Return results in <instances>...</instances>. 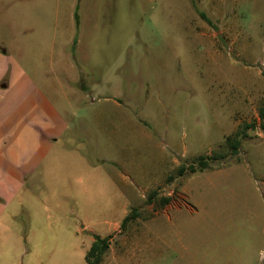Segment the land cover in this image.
<instances>
[{
  "label": "rangeland",
  "instance_id": "rangeland-1",
  "mask_svg": "<svg viewBox=\"0 0 264 264\" xmlns=\"http://www.w3.org/2000/svg\"><path fill=\"white\" fill-rule=\"evenodd\" d=\"M0 37L5 48L20 50L38 81L59 91L50 94L68 126L43 179L71 188L91 183L95 165L116 166L126 177L134 217L111 232L101 264H188L193 202L180 188L169 196L159 183L164 168L174 167L173 177L180 178V167L196 165L201 156L211 167L184 174L188 196L209 188L215 197L218 178L209 169H223L227 180L242 184L241 228L255 227L246 222L257 214L264 232L258 114L264 105V0H0ZM110 95L119 96L121 107L108 101ZM236 131L245 137L234 152L226 139ZM48 191L47 199L30 204L51 207L49 229L56 228V216L69 224L80 214L83 226L89 222L105 234L123 215L117 189L83 200L62 198L59 188ZM163 198L174 206L167 212ZM30 204L21 218L25 225L41 214ZM91 239L85 229L64 264H88ZM61 240L71 246L75 239L68 234ZM26 251L21 261L29 264L30 246Z\"/></svg>",
  "mask_w": 264,
  "mask_h": 264
},
{
  "label": "crops",
  "instance_id": "crops-1",
  "mask_svg": "<svg viewBox=\"0 0 264 264\" xmlns=\"http://www.w3.org/2000/svg\"><path fill=\"white\" fill-rule=\"evenodd\" d=\"M38 73L29 72L21 61L20 50L16 46H13V50L5 48L0 37V264H25L21 258L27 254L26 245L30 246L32 252L27 263L64 264L68 252L76 249L78 238L81 237L82 241L85 229L92 237L91 246L95 235L106 237L121 231L123 220L130 213V209H127L131 204L130 187L116 166H92V182L81 180L74 183L73 189L62 182L43 179L42 170L48 171L49 161L57 155L54 152L58 146L56 142L61 140L68 122L50 94L59 92L58 89L52 83L38 81ZM118 97L110 95L107 99L116 107H121ZM176 164L180 166L179 162ZM172 170L174 167L171 170L164 168L159 184L167 186L169 196L180 188V193L193 202L189 203L192 215L188 231L187 263L264 264L261 258L264 232L258 229V215L246 222L248 226L255 225L247 231L241 228L244 222L236 220V212L244 201L242 184L240 186L238 181L227 180L223 169L212 168L209 171L218 178V182L213 185L216 196H210L209 188H203L199 197L192 194L188 196L184 191L186 187H183L184 175L174 178ZM98 173H102L103 177L98 176ZM58 188L60 196L67 200H83L85 195L91 199L105 198L110 193L103 189H117L124 198L123 215L109 223L110 233L105 234L98 232L97 226L88 221L89 224L83 226L85 220L80 214L69 224L56 216V228L49 229L45 216L51 207H39L30 202L47 199L50 194L48 190ZM26 203L30 204L34 213L41 214L39 218L30 215L25 225L21 218ZM172 207L167 205L163 212ZM52 209L64 211L61 206H53ZM48 223L51 224L50 219ZM68 234L75 239L71 246L68 240H61L62 237L68 238ZM51 239L53 241L50 244Z\"/></svg>",
  "mask_w": 264,
  "mask_h": 264
},
{
  "label": "trees",
  "instance_id": "trees-1",
  "mask_svg": "<svg viewBox=\"0 0 264 264\" xmlns=\"http://www.w3.org/2000/svg\"><path fill=\"white\" fill-rule=\"evenodd\" d=\"M205 17V15L203 14ZM259 117L262 120L260 123V127L264 131V105L259 108ZM245 137V133L241 131H236L234 135L227 137L226 141L234 152H236L240 145L241 140ZM210 158H205L204 156L200 157L199 162L196 165H189L186 167H180L179 173L180 175H184L185 173H195L197 171H203L205 169L210 168ZM157 192H153L152 196H155ZM171 198H163L162 199V205H167L170 202ZM134 217V213H129L123 220L122 228L126 227V224L130 219ZM112 236H106L101 237L98 235H95V239L93 243L91 244L89 250L86 253V262L88 264H101L103 261V258L107 251L110 248V241Z\"/></svg>",
  "mask_w": 264,
  "mask_h": 264
},
{
  "label": "built area",
  "instance_id": "built-area-1",
  "mask_svg": "<svg viewBox=\"0 0 264 264\" xmlns=\"http://www.w3.org/2000/svg\"><path fill=\"white\" fill-rule=\"evenodd\" d=\"M261 258H264V249L261 250Z\"/></svg>",
  "mask_w": 264,
  "mask_h": 264
}]
</instances>
